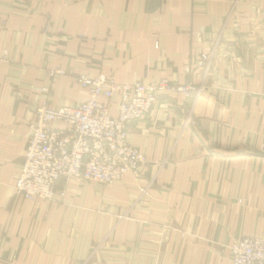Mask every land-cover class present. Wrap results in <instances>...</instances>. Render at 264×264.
<instances>
[{"label": "crops", "instance_id": "crops-1", "mask_svg": "<svg viewBox=\"0 0 264 264\" xmlns=\"http://www.w3.org/2000/svg\"><path fill=\"white\" fill-rule=\"evenodd\" d=\"M79 74L205 92L185 127L168 93L131 125L140 179H69L59 201H26L28 126L43 102L87 98ZM263 236L264 0H0V264H231V245Z\"/></svg>", "mask_w": 264, "mask_h": 264}, {"label": "built area", "instance_id": "built-area-1", "mask_svg": "<svg viewBox=\"0 0 264 264\" xmlns=\"http://www.w3.org/2000/svg\"><path fill=\"white\" fill-rule=\"evenodd\" d=\"M220 38L212 42L210 53H202L195 64L205 77L212 66ZM51 75L63 74L55 69ZM77 84L87 98L71 107L50 108L41 103L30 124L26 152L15 179L14 190L29 202H55L63 196L59 182L76 179L105 187L124 176L141 178L147 161L128 141L131 125L152 110L161 93L181 96L187 107L183 126L193 120L194 110L205 92L201 83L183 85L160 79L148 84H117L111 78H89L79 74ZM118 97L116 114L110 103ZM104 100L103 101H101ZM148 187L140 188V198ZM231 264H264V236L245 237L230 247Z\"/></svg>", "mask_w": 264, "mask_h": 264}]
</instances>
